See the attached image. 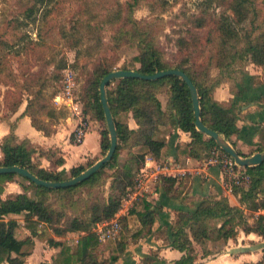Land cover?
<instances>
[{
	"label": "trees",
	"instance_id": "16d2710c",
	"mask_svg": "<svg viewBox=\"0 0 264 264\" xmlns=\"http://www.w3.org/2000/svg\"><path fill=\"white\" fill-rule=\"evenodd\" d=\"M54 1L29 0L23 14L32 22L38 20L39 13L42 15L41 20L48 19L51 14L50 4ZM140 1L143 0H129L125 2L124 7L117 3L116 15L120 19V26L115 40L138 50L128 63L124 62L117 68L116 59L110 58L101 46L97 47L99 51L94 54L87 51L90 58L93 56L95 58L92 70L82 88L84 116L100 115L104 121L99 86L103 78L115 67L136 71L141 75H153L156 72L175 69L186 74L196 87L202 123L236 149L232 135L239 120L237 99L244 96L249 86L256 84L255 76L249 73L247 67L241 65L249 63L264 73V14L259 19V11L254 8L253 0L201 1L200 14L191 20V25L196 31L211 25L213 27L211 33H217L219 39L215 52L208 56L205 67L201 68L197 65L196 56L202 50H198L199 42L194 33H190L194 38L191 45L188 38L179 40L178 52H183L181 58L174 61L166 59L155 35L156 21L138 22L133 19L134 10ZM214 2L222 7V11L217 15L209 13V8ZM82 17L83 14L78 15L68 30L63 28L60 32L61 37L69 40L71 48L79 49L77 54L84 41V31L81 32L84 29ZM4 36L5 34L0 33V46L8 48L9 44ZM210 41L211 39L207 42ZM65 66L66 62L62 61L57 68L62 70ZM4 68L5 62L0 59V74ZM211 68L218 70L214 79L210 75ZM224 83L230 85V93L234 98L228 102H218L214 99V91ZM105 91L116 128L117 147L112 159L96 173L75 186L59 189L35 185L19 174H0V264L4 262L24 264V253L17 257L11 256L12 250L16 252L20 250L14 237L17 222L4 220L10 214L23 215L24 226L32 235L37 234L40 223L54 225L55 233L59 235L73 232L86 234L78 241L74 252L72 246L50 240V243L60 247L52 264H105V261L98 257L100 242L91 229L116 217L122 209L123 202L134 191L135 175L144 166L147 157L157 162L164 160L163 154L168 150V145L164 140L155 138L156 129L169 126L190 135L189 143L177 144L175 147L178 162H182L185 157L197 160L209 158L213 149H220L213 139L196 129L191 95L187 85L179 77L171 75L154 81L119 78L111 80ZM161 95L165 96L164 100L161 99ZM21 104L20 100L15 103L11 110L13 115ZM30 104L27 103L22 115L30 119L36 130L50 136L52 133L45 130L41 122H37L29 111ZM40 108H44V105ZM128 115H131L137 128L131 129L128 126ZM6 119L9 133L0 143V167H22L38 179L47 182L73 178L87 169L84 165H77L70 169L69 177L64 179L61 174L42 168L41 159L57 165H61L63 160L61 157L51 158L50 150L44 151L27 139H19L14 133L18 117L14 121L9 117ZM100 148L104 156L109 148L106 126L100 130ZM236 151L239 156H249L237 149ZM122 155L126 156L124 160L121 159ZM86 165L90 167L93 164ZM243 170L249 176V184L247 187L234 186L232 193L239 197L240 204L244 205L247 212L264 210V161L260 165ZM104 171H111L107 177L110 193L107 198L95 200L91 198L92 190L103 184L101 176ZM184 177L180 180L171 176L159 177L164 193L171 201H179L182 197L183 189L188 182V177ZM17 179L21 180L23 192L3 199L6 184ZM30 191L34 198L28 196ZM51 196L55 197L54 201ZM159 210L161 207L153 206L145 198H140V202L131 209L124 210L120 218L121 223L124 222V226H127V220L134 218L136 225L134 230L120 233L121 236L108 242L112 249L109 264L117 261L125 253L127 246L137 244L141 239L150 236L156 240L164 239L172 249L182 253L178 260L169 264H196L198 257L196 245L201 248V257H206L210 253L206 250L207 242L235 239L239 230L246 234L255 233L264 239V216L258 215L255 222L249 225L248 216L244 211L230 206L227 198L223 196L204 198L193 210H178L173 224L153 231ZM154 257L155 254L143 256L140 264H152Z\"/></svg>",
	"mask_w": 264,
	"mask_h": 264
},
{
	"label": "rangeland",
	"instance_id": "374dc122",
	"mask_svg": "<svg viewBox=\"0 0 264 264\" xmlns=\"http://www.w3.org/2000/svg\"><path fill=\"white\" fill-rule=\"evenodd\" d=\"M127 1L129 0H55L50 4L51 14L48 19L41 20L42 15L39 13L38 20L32 22L23 14L29 0H0V33L5 34L4 39L9 44L8 48L0 46V59L5 62V68L0 74V124L6 123L8 117L14 121L16 116L25 110L27 103H31L29 111L35 120L41 122L44 129L50 133L59 132L61 141L68 140L75 145L73 133L80 122L86 124L87 130L90 128L102 130L106 126L102 116L94 117L93 114L84 116L82 111V88L92 70L95 58V56L90 58L87 51L94 54L99 51L97 47L101 46L110 58L116 59L117 68L124 62L128 63L132 56L138 53V50L132 49L129 44L122 45L115 40L120 26V19L116 15L117 3L124 7ZM201 1L203 0H143L135 8L133 19L138 22L156 21L155 35L158 45L164 51L166 59L170 61L181 58L183 52H178L179 40L188 38L191 45L194 38L190 33H194L199 42L198 50H202L196 56V62L198 67L203 68L208 56L215 52L219 39L217 33H211L213 28L211 25L197 31L191 25V20L200 14ZM253 6L259 11L261 19L264 14V0H253ZM220 11L222 7L217 6V2L209 8V13L213 15ZM80 14H83L84 29L81 32L84 31V41L77 54L79 49L71 48L69 40L61 37L60 32L63 28L68 30ZM209 39L211 41L208 43ZM62 61L66 62V66L61 70L57 66ZM241 66L247 67L250 71L254 69L249 63H243ZM116 67L113 71L118 70ZM66 68L71 69L74 75L71 99L65 97L63 101L55 102V97L63 92V70ZM217 72L215 68L210 69L213 79L216 78ZM223 95V92L219 93L220 97ZM164 97L161 95L162 100ZM18 100L22 104L13 115L11 110ZM41 105H44V108H40ZM58 153L57 149H50L49 155L55 159L58 158ZM125 158L126 156L122 155L121 159ZM110 172L104 171L101 176L103 184L92 190L91 198L95 200L107 198L110 193L107 178ZM51 198L54 201L55 197ZM139 198L126 205L124 202L123 211L139 203ZM135 223L134 218L127 220V226L122 222L119 235L134 230ZM145 239L137 244H130L133 252L128 251V258L123 257V264L136 263L139 259L137 253L142 255L137 246L140 242H145ZM212 243L211 252H218L221 245ZM12 253L18 255L20 251L12 250ZM151 254H154V251ZM105 264L109 263L105 261Z\"/></svg>",
	"mask_w": 264,
	"mask_h": 264
},
{
	"label": "crops",
	"instance_id": "0c3cea01",
	"mask_svg": "<svg viewBox=\"0 0 264 264\" xmlns=\"http://www.w3.org/2000/svg\"><path fill=\"white\" fill-rule=\"evenodd\" d=\"M248 71L251 75L255 76L256 84L249 86L244 96L237 99L239 120L234 128L232 142L237 150L250 157L253 154L264 151V73L256 67L251 70L252 72ZM221 92L224 95L220 97L219 93ZM232 98L234 96L230 93V85L228 83L222 84L214 91V99L218 102H228ZM16 117H18V120L16 121L14 133L19 139H27L32 144L41 147L44 151L50 149L58 150V157H61L63 160L61 165L41 159L40 166L46 170L61 174L64 179L69 177L71 168L77 165H84L88 168L89 165L86 164H94L103 157L100 148V131L98 129H88L82 143L72 145L68 140L61 141L59 139V132L45 136L31 125L30 119L26 115H22V112ZM127 123L131 129L137 128L131 115H128ZM8 133L9 125L3 122V124H0V143L2 138ZM155 137L164 140L168 145V150L163 154L164 160L162 161L157 162L150 157L145 159L143 167L147 166L151 178L141 191V196H138L145 198L153 206L161 207L153 225V231L173 224L176 211L193 210L202 199L207 197H226L230 206L241 208L244 211V214L248 216L247 221L249 225L255 222L258 215H262L260 213L261 210L247 212L244 209V205L242 206L239 202V197L224 187V179L219 167L209 164L208 158L197 160L192 157H185L182 162L176 160L175 147L177 144L190 142V135L188 133L169 126H161L156 129ZM260 148L263 149L259 150ZM166 161L174 168V170L170 171L171 177H176L179 180L184 176L188 177V182L185 184L182 197L179 201H171L167 197L164 193L162 182L159 180L160 176L157 177L156 181H153V175H157V172H155L156 166ZM20 183L21 180L18 179L7 183L2 198L5 199L22 193L23 189ZM28 196L34 198V194L31 191L28 193ZM138 197L127 199L125 205L131 203L132 200L138 199ZM123 212L122 209L117 215L121 218L120 215ZM4 220H15L18 224L14 237L18 243L20 253L18 255L12 253L11 256L17 257L24 253V264H52L60 251V247L54 245V243H50V240H53L55 243H66L73 247L72 252H74L78 241L86 235L84 232L59 235L55 233L54 225L52 226L48 223H40L37 234L32 235L24 226L23 215L10 214ZM145 240V242H140L137 246L142 255L137 253L139 259L135 264H139L143 256H148L153 251L155 257L152 264H169L178 260L182 255L179 251L172 249L162 238H157L156 240L153 236H150L146 237ZM214 242L221 245L220 250L216 253L211 252V246L213 247L211 244L213 243L207 242L206 250L210 253L206 257H201V248L197 245L195 246L198 253L196 264H264V239L255 233L246 234L242 230H239L235 239L227 241L217 240ZM107 243L100 242L98 257L100 260L109 262L112 249L108 245L106 246ZM129 246H127L125 253L112 264H123V257L128 258V251L133 252ZM2 264L8 263L4 262Z\"/></svg>",
	"mask_w": 264,
	"mask_h": 264
},
{
	"label": "water",
	"instance_id": "95a60500",
	"mask_svg": "<svg viewBox=\"0 0 264 264\" xmlns=\"http://www.w3.org/2000/svg\"><path fill=\"white\" fill-rule=\"evenodd\" d=\"M171 75L179 77L187 85L189 89L191 100H192V106L194 110V116H195L194 124H195L196 129L199 132H202L203 134L213 139L223 152L228 154L239 166L243 168L255 167L257 165H260L264 161V151L253 154L250 157L239 156L238 152L226 140H224V138H222L216 132L207 128L202 123L200 119V108H199L197 89L192 83V81L188 78V76H186V74H184L182 71L173 69V70L156 72L153 75H141L140 73L136 71L118 69L106 75L101 81L100 86H99L100 102H101L102 109H103L104 121L106 123V127H107L108 134H109V148L106 154L101 159H99L93 165L88 167L80 175L73 177V178L63 180V181H59V182L43 181L35 177L33 174L28 172L26 169L22 167H18V166L0 167V174H7V173L19 174L29 179L35 185L43 186L46 188H52V189L68 188V187L75 186L83 182L84 180L92 176L94 173H96L104 164L108 163L112 159L115 153L116 147H117L116 128L113 122L111 111L109 109V106L106 100L105 89H106V86L109 84V82L111 80L119 79V78H141L144 80L154 81V80H158L160 78L171 76Z\"/></svg>",
	"mask_w": 264,
	"mask_h": 264
},
{
	"label": "built area",
	"instance_id": "2783aa9c",
	"mask_svg": "<svg viewBox=\"0 0 264 264\" xmlns=\"http://www.w3.org/2000/svg\"><path fill=\"white\" fill-rule=\"evenodd\" d=\"M74 88V75L72 70L66 68L63 70V79H62V93L58 94L54 101L59 102L64 100L65 97L71 99V94ZM87 126L84 122H80L76 127L73 133V140L75 144L82 143L84 136L86 134ZM208 163L214 166H218L222 172L224 179V187L230 191L234 186H247L249 184V176L243 170V167L239 166L228 154L223 152L221 149H213L210 157L208 158ZM171 164L163 162L159 166H156L155 172L157 175H153V181H156L158 176H171L170 171L174 168L170 166ZM149 169L142 167L140 171L135 175L134 178V191L128 195V199L132 197L141 196V191L145 188L147 182L151 178V174L148 173ZM125 202V201H124ZM124 207V204L122 205ZM122 210V209H121ZM120 210V211H121ZM260 213L264 215V210H261ZM121 230V221L120 217L116 215L115 218L97 224L93 227L92 232L97 236L99 242L105 243L110 240H115L119 236Z\"/></svg>",
	"mask_w": 264,
	"mask_h": 264
}]
</instances>
